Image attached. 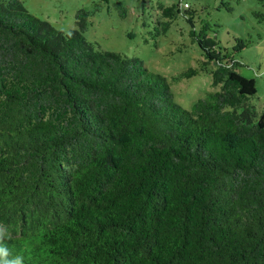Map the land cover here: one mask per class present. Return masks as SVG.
<instances>
[{
  "label": "trees",
  "instance_id": "obj_1",
  "mask_svg": "<svg viewBox=\"0 0 264 264\" xmlns=\"http://www.w3.org/2000/svg\"><path fill=\"white\" fill-rule=\"evenodd\" d=\"M169 1L142 0L155 8L154 44L182 17L190 29L180 33L201 54L168 79L88 40L84 8L56 28L22 0H0V246L9 258L264 264V104L257 109L255 81L233 54L205 24L194 27L190 5ZM113 10L124 18L120 1L106 4ZM200 74L210 89L182 107L171 84Z\"/></svg>",
  "mask_w": 264,
  "mask_h": 264
},
{
  "label": "rangeland",
  "instance_id": "obj_2",
  "mask_svg": "<svg viewBox=\"0 0 264 264\" xmlns=\"http://www.w3.org/2000/svg\"><path fill=\"white\" fill-rule=\"evenodd\" d=\"M120 1L125 6V16L117 11L106 13V4ZM176 1V0H170ZM194 11V27L205 26L208 34L215 35L228 53L241 63L239 72L253 78L256 87L254 104L260 109L264 104V0H182ZM25 8L36 16L47 19L56 28L74 24L78 8L89 12L84 33L88 40L95 41L101 48L118 50L128 55H136L151 71L169 79L171 72H179L189 66H196L195 59L201 50L187 35L190 24L182 17L173 21L165 34L156 38V44L149 32L157 27L155 8H144L142 0H22ZM155 5V0L154 4ZM128 9V12H127ZM139 20L129 19L131 14ZM126 14L127 17L126 18ZM133 15V16H135ZM138 17V16H137ZM102 24V26H101ZM192 25V26H193ZM94 36V37H93ZM146 40V41H145ZM178 45L184 48L177 51ZM221 57V56H220ZM209 74L195 75L181 83L171 84L174 100L184 108L210 89Z\"/></svg>",
  "mask_w": 264,
  "mask_h": 264
},
{
  "label": "clouds",
  "instance_id": "obj_3",
  "mask_svg": "<svg viewBox=\"0 0 264 264\" xmlns=\"http://www.w3.org/2000/svg\"><path fill=\"white\" fill-rule=\"evenodd\" d=\"M6 236H8L7 230L0 226V240H3ZM9 256L7 248L0 246V264H22V257L9 258Z\"/></svg>",
  "mask_w": 264,
  "mask_h": 264
},
{
  "label": "built area",
  "instance_id": "obj_4",
  "mask_svg": "<svg viewBox=\"0 0 264 264\" xmlns=\"http://www.w3.org/2000/svg\"><path fill=\"white\" fill-rule=\"evenodd\" d=\"M185 6H186V4H185Z\"/></svg>",
  "mask_w": 264,
  "mask_h": 264
}]
</instances>
